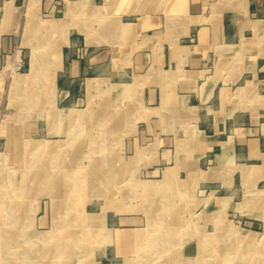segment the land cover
I'll return each instance as SVG.
<instances>
[{
	"label": "crops",
	"instance_id": "crops-1",
	"mask_svg": "<svg viewBox=\"0 0 264 264\" xmlns=\"http://www.w3.org/2000/svg\"><path fill=\"white\" fill-rule=\"evenodd\" d=\"M52 22L61 54L42 52L36 76V41L62 40ZM25 90L22 151L45 142L41 166L96 171L90 264H217L222 237L264 264V0H0V123ZM74 143L97 161L64 165Z\"/></svg>",
	"mask_w": 264,
	"mask_h": 264
},
{
	"label": "rangeland",
	"instance_id": "rangeland-1",
	"mask_svg": "<svg viewBox=\"0 0 264 264\" xmlns=\"http://www.w3.org/2000/svg\"><path fill=\"white\" fill-rule=\"evenodd\" d=\"M80 18L81 16L77 17L78 20ZM47 30V33L50 34V26ZM59 32L62 40L61 43L59 40L57 42L61 48L66 33L64 34L63 29H60ZM44 34H46L45 29L38 31V35L41 37ZM51 44L54 43L49 40L36 41V55L38 56L36 76L39 72L42 52L47 56L46 60L49 64L48 54ZM6 71V74L11 77L10 71ZM12 74L13 77L19 75L18 73ZM38 77L36 78L35 109L33 105H23L25 99L28 98L26 96L33 94L32 90H25L22 94L23 99H25L19 101V105L9 107L8 112L6 111L3 115L4 119L11 122L4 120L0 123V136L5 137L8 146H10H4L3 140H0V162L2 161L5 166H11V168H4V164L0 163V204H7L17 209L16 212L14 211L17 213V217L9 220L11 226L7 225L9 222L0 226V264L26 262L21 252L23 250L28 251L30 247L34 248V246L35 251L33 252L36 254V259L33 264H90V261L96 258L95 247L98 237L102 238V234H98L95 226L87 228L83 218L84 213L81 211L97 210L98 187L95 184L96 175L94 174L96 171L85 168L50 169L49 164L41 166V161L52 157L46 152L41 154L49 146L45 142H40L30 153L25 154V150L22 151V145L25 144V141H21L20 134L22 131L27 133L31 126L13 123L29 118L33 114V109L36 110V118L40 119L42 124L48 122L51 109L49 90L43 88V84H40L39 87L38 80L43 81L45 76L39 77L40 79ZM11 93L12 95L17 94V90L11 88ZM75 148L76 144L74 143L72 146L65 147V153H59L63 157L64 165L76 166L81 163V165L87 166L92 160L93 162L97 161L96 154L76 153ZM22 153H24V160H22ZM58 159L55 157L52 161L56 162ZM17 160L26 163L28 169L24 165L23 169H17ZM81 175H84L85 178H82ZM86 178L91 184L84 181ZM50 179L51 183H49ZM72 181L75 184H72ZM112 190L113 187L111 186L109 190L106 189L105 191L112 193ZM0 211L3 215L1 218L5 219L4 216L7 211L4 209ZM11 212L13 213V210ZM96 215L87 213L89 224L96 220ZM66 230L71 232H66ZM82 230L86 232L81 233ZM28 237L33 238L27 240ZM220 241L218 245L221 246V249L216 251L217 264H245L248 254L249 257H251L252 252L256 254L255 251H247L246 249H226L225 246L228 241L225 242V237L220 238ZM243 253L246 258L245 256L242 258Z\"/></svg>",
	"mask_w": 264,
	"mask_h": 264
},
{
	"label": "bare ground",
	"instance_id": "bare-ground-1",
	"mask_svg": "<svg viewBox=\"0 0 264 264\" xmlns=\"http://www.w3.org/2000/svg\"><path fill=\"white\" fill-rule=\"evenodd\" d=\"M52 27H55L57 30L63 29L64 34L66 33V27L61 26L60 23L58 22L57 24L55 22H52ZM51 51H52V57L55 59H58L60 57V44H58V42H55L54 44H51ZM36 53H37V48H36ZM37 56V55H36ZM50 57V56H49ZM37 58V57H36ZM33 62V61H32ZM34 65V64H33ZM37 66V65H36ZM40 70V69H39ZM12 73H19V72H12ZM17 77V75H16ZM17 79V78H16ZM10 122V121H9ZM8 133V132H7ZM6 134V133H5ZM8 138V137H7ZM24 151V150H23ZM42 151V150H40ZM1 163V162H0ZM76 175V174H75ZM85 178V177H84ZM30 180V179H29ZM51 180V179H50ZM85 181V180H84ZM50 182V181H49ZM52 182V181H51ZM77 183H79L78 181H75ZM82 182V181H81ZM75 184V183H74ZM79 186V185H78ZM77 188V187H76ZM6 199V198H5ZM8 208V209H6ZM16 208V207H15ZM14 207L12 208V206L9 205H1L0 204V210L4 209L5 211H7V214L4 216L5 219L1 218L3 217V215H1L0 213V226L4 225L5 223L7 224L9 222L10 219L17 217V213H14V211L16 212L17 209H15ZM11 210H13V213L11 212ZM10 211V212H9ZM1 212V211H0ZM11 222V221H10ZM10 222L7 224L8 226H11ZM33 237H28V239H32ZM5 248V247H4ZM35 251V246L30 247V250L26 251L23 250L21 252V254L24 257V260L26 262L20 263V264H33V262H35L36 259V254L33 252ZM264 261V260H263ZM8 264V263H7ZM10 264V263H9ZM19 264V263H18ZM36 264V263H35Z\"/></svg>",
	"mask_w": 264,
	"mask_h": 264
},
{
	"label": "built area",
	"instance_id": "built-area-1",
	"mask_svg": "<svg viewBox=\"0 0 264 264\" xmlns=\"http://www.w3.org/2000/svg\"><path fill=\"white\" fill-rule=\"evenodd\" d=\"M24 63L21 58L12 57L8 64V69L10 72H20L23 70Z\"/></svg>",
	"mask_w": 264,
	"mask_h": 264
}]
</instances>
